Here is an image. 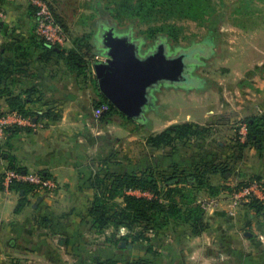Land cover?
Masks as SVG:
<instances>
[{"label": "crops", "instance_id": "obj_1", "mask_svg": "<svg viewBox=\"0 0 264 264\" xmlns=\"http://www.w3.org/2000/svg\"><path fill=\"white\" fill-rule=\"evenodd\" d=\"M0 6L7 12V26L16 21L28 26L29 31L32 29L33 19L26 0L0 1ZM10 8L18 15V18L14 15L15 20L10 16ZM4 41L2 38L1 44ZM255 64L257 71L250 77H238L231 87L236 88L239 97L228 94L229 87H226L227 92H217L219 97L214 99L211 95L209 100L213 103L222 100L221 110L206 111L202 107L201 116L187 112L184 120L207 125L215 132L218 124L226 123L224 127L229 129L234 128L235 120L264 115V68L260 67L264 65V58ZM17 80L12 85L14 93L31 86L38 90L32 95L36 102L28 107L41 112L52 104L57 118L43 119L40 127L6 134L0 140V178L11 163L21 171L45 173L57 186L53 193L28 195V202L16 212L18 192L5 189L0 182V264H93L97 259L110 257L121 264L148 257H154V264H176L177 261L180 264H264V217H255L245 202L232 206L228 192L216 195L219 204L204 211L206 227L195 235L190 233L188 225L171 223L156 231L149 243H129L132 246L125 244L119 248L105 241L110 229L103 234L92 232L84 222L93 197L87 178L96 170L99 160L113 155L106 169L124 173L147 168L169 172L176 166L191 170L198 159L180 157L177 150L171 153L168 149L154 150L143 144L142 149L148 150L146 153L154 151L151 154L154 158L136 159L132 164L127 163L129 168H126V163L115 157L114 135L108 133L119 131L122 126L116 121L99 123L92 117L89 89L83 88L75 78L61 81L58 76L52 77L48 71L41 70L38 77ZM7 109L4 99L0 98V110ZM217 115H221L219 120L212 123V117ZM173 120H166L162 128L172 124ZM207 120L209 123L206 124ZM243 128L244 123L238 130L241 143L245 140ZM130 132L126 129L122 136L127 137ZM260 143L261 146H245L239 152L230 153V159L237 162L240 170L239 177L234 178L264 177V136ZM213 159L204 160L216 162L215 157ZM216 176L210 175L209 180ZM131 193L145 195L138 190ZM199 197L214 196L204 189L199 192ZM101 235L103 239L98 241L96 237Z\"/></svg>", "mask_w": 264, "mask_h": 264}, {"label": "trees", "instance_id": "obj_2", "mask_svg": "<svg viewBox=\"0 0 264 264\" xmlns=\"http://www.w3.org/2000/svg\"><path fill=\"white\" fill-rule=\"evenodd\" d=\"M224 4L219 0H106L104 2L96 0L95 6L100 17L93 24L96 27L98 22L115 23L120 21L121 15L124 14L129 28L134 25L147 26L146 31H143L144 35L137 37L142 38L145 43L149 40L148 45L162 38L168 44L177 47L181 46L178 43L180 32L175 22L182 19L199 21L208 30H213L223 16ZM50 6L56 21L62 26L51 3ZM28 9L32 15L31 9L29 7ZM31 26L32 29L26 38L14 33L7 25L1 27L2 38L5 41L0 43V98H3L7 104L8 109L5 111H15L22 117L34 119L36 123H40L43 119H56L57 113L52 104H48L41 112L28 107L32 102H36L32 99V95L38 92L35 86L25 88L18 93L12 90V85L18 81L17 79L35 78L40 75V70H49L48 73L52 77L57 76V73L73 75L80 84H83L82 86L88 88L91 92V109L101 104L108 105V109L96 119L97 122L116 121L129 131H135L139 123H145V121L137 123L136 120L120 113L100 93L91 69L97 51L96 31L76 36L71 40L69 48L56 46L58 48L56 50L55 46L48 45L38 37L34 32L33 24ZM242 122L245 125V140L241 143L238 140L239 136H233L235 144H231L230 147L234 152L235 150L239 152L245 146H259L260 139L264 136V115L247 117ZM28 128V126L10 125L5 128L4 137L6 134ZM210 133L211 128L207 125L179 122L172 123L158 132L149 133L143 140L146 147L154 150L168 149L173 153L181 149V146L187 147L190 141L197 143L203 141L202 139L208 137ZM112 159L113 155H110L99 160L96 170L87 178L88 186L93 190V197L84 216V222L96 234H103L110 229L105 241L115 246L121 242H125L126 245L136 242L149 243L156 231L171 223L186 224L191 234H198L206 227L204 210L197 202L201 190L205 189L210 196H216L220 192L231 193L252 180H261L260 177L253 176L229 188L212 185L209 180L210 175H221L227 184L228 178L225 176L227 160L210 162L201 158L191 170L176 166L169 172L147 168L142 171L112 173L106 169L107 162ZM8 168L21 171L11 163ZM37 174L49 178L45 173ZM10 188L20 196L14 209L16 212L28 202V195L37 193L34 185L25 181L15 180ZM133 190L145 195H135L131 193ZM244 204L255 217H264V201L251 198ZM148 250H151L150 246ZM93 264H121V262L110 257L97 259ZM125 264H154V257L136 258Z\"/></svg>", "mask_w": 264, "mask_h": 264}, {"label": "rangeland", "instance_id": "obj_3", "mask_svg": "<svg viewBox=\"0 0 264 264\" xmlns=\"http://www.w3.org/2000/svg\"><path fill=\"white\" fill-rule=\"evenodd\" d=\"M95 1L96 0H50L54 12L62 24L68 38L66 44L62 47L69 48L71 46V40L76 36L96 31V27L93 23L98 20L100 14L95 6ZM104 1L106 0H103V2ZM219 2L225 3L223 5L224 12L213 30H208L207 27L203 26L199 21L182 19L175 22L180 32L178 43L181 46H187L191 41H193V43H198L207 35L213 36L212 53L203 58V63L197 65L192 71L194 75H197L203 80L201 85L198 84L200 87L162 86L154 93V103L145 112L147 120L144 124H140L136 121L139 124L135 125L139 127L135 131L128 133L127 137L122 136L126 131V128L123 127L119 131L116 129L113 132H108L111 136L114 135L115 157L126 163L124 165H127V163L132 164L136 159L148 160L149 157L152 159L154 158V156L151 155L154 151L146 153L145 151L148 150L142 149V145L144 144L143 139L149 133L158 132L160 129L162 130L166 120L174 118L170 123L191 122L184 120L187 112H193L199 117L201 116L202 107L203 109L205 108L206 111L221 110L219 104L222 100H217V103L215 101V103H213V101L209 102L212 96L214 99L219 97L217 92L219 94L220 92H227L225 88L229 87L227 93L239 97L236 88H231L234 87V81L238 77H250L253 71L258 70L255 63L264 58V0H251L250 2H243V0H219ZM9 11L10 16L14 17V20L16 19L14 15L18 18L15 9L10 8ZM121 17L122 19L120 21L115 22V28L120 30L127 29L128 21L124 17V14H122ZM10 25L8 27L13 30L14 33H17L20 37H28V26L24 27L16 21L14 23L11 22ZM146 28V25H134L130 29L133 37H137L139 35H144L143 31H146ZM204 44L210 47L209 39ZM141 48L145 49L146 45H142ZM96 56H98V58H96ZM96 56L94 57V61L104 60L103 55ZM260 67L264 68V65L261 64ZM60 72L62 71H59V73ZM60 74L57 73V76L61 81H72L74 78L73 75H66L65 73ZM219 81L222 82V84H219ZM84 87L85 86H83V88ZM85 89L88 88L85 87ZM215 113L216 112L210 115H214ZM220 116L221 115L211 116L214 120L212 123H217ZM242 120V118L241 121L235 120L233 124L234 128L229 129L227 128L228 126L224 127V125H227L226 123L218 124L217 130L215 132L211 131L208 137L202 139L203 141L199 143L190 141L187 147L181 146V149L177 150L176 154L180 157H190L198 160L201 158L207 160L212 158V160H214L213 157H215V161L217 162L226 159L228 162V166L226 167L227 173L225 174L226 178H228L227 184L224 182L221 175H217L215 179L210 180V183L214 186L221 185L220 187L225 186L229 188L235 183L251 179V175H249L251 177L246 176L248 178L238 180L234 178L235 176L239 177L238 174L240 170L237 168V162L235 163L230 159V153L232 152L230 143L234 142V139L230 138V136H241L238 130L239 127L243 125ZM208 121L209 120L205 123H209ZM240 122H242V124ZM244 129L245 128L242 129L243 132ZM116 136L120 138L116 139ZM249 161L250 159L248 157L247 162ZM128 166L129 165L125 167L129 168ZM260 178L264 181V177ZM231 214H233V212ZM96 238L98 241L103 239L102 235ZM178 263L180 264L179 261H177L176 264Z\"/></svg>", "mask_w": 264, "mask_h": 264}, {"label": "water", "instance_id": "obj_4", "mask_svg": "<svg viewBox=\"0 0 264 264\" xmlns=\"http://www.w3.org/2000/svg\"><path fill=\"white\" fill-rule=\"evenodd\" d=\"M108 24L112 26L97 41L96 55H103L104 60L94 61L92 70L100 93L120 113L138 122L146 121L145 112L153 105L157 89L203 83L192 71L212 53L213 41L210 47L203 40L174 47L158 38L142 49L145 41L133 37L129 27L118 31L114 22ZM124 246L125 242L118 244Z\"/></svg>", "mask_w": 264, "mask_h": 264}, {"label": "built area", "instance_id": "obj_5", "mask_svg": "<svg viewBox=\"0 0 264 264\" xmlns=\"http://www.w3.org/2000/svg\"><path fill=\"white\" fill-rule=\"evenodd\" d=\"M11 2L12 0H0ZM28 7L32 11L33 28L35 34L43 39L50 46H63L67 42V35L62 26L56 21L50 0H26ZM7 12L0 6V43L2 41L1 27L8 24ZM98 58V56H96ZM108 109L107 104H101L92 109L94 119ZM10 125H24L28 127H40V123L35 120L22 117L15 111H0V139L4 137V130ZM25 181L33 184L37 193H51L56 188V182L52 178H44L37 173L16 171L6 168L2 176V184L5 189H9L13 181ZM230 204L236 206L239 203L257 198L264 201V187L262 180H252L247 185L232 191L230 194ZM197 202L206 211L219 204L216 196L209 198L198 197Z\"/></svg>", "mask_w": 264, "mask_h": 264}, {"label": "flooded vegetation", "instance_id": "obj_6", "mask_svg": "<svg viewBox=\"0 0 264 264\" xmlns=\"http://www.w3.org/2000/svg\"><path fill=\"white\" fill-rule=\"evenodd\" d=\"M112 25H109V24H106V23H102V22H98V24L96 25V40L98 41V38H99V36H101V35H103L104 34V30L106 29V28H109V27H111ZM117 29V28H116ZM120 29H118V31H119ZM121 31V30H120ZM212 35H207V36H205L204 37V39H203V42H206L208 39H209V44L211 45V43H212ZM148 43H150V41L149 40H147L146 41V46H148ZM155 43V42H154ZM151 44H153V43H151ZM150 44V45H151ZM191 44V43H190ZM189 45V44H188Z\"/></svg>", "mask_w": 264, "mask_h": 264}]
</instances>
